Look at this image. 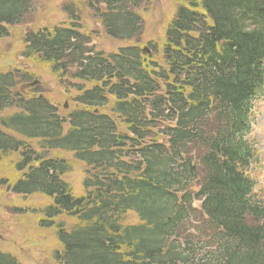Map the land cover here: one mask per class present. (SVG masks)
Returning <instances> with one entry per match:
<instances>
[{
  "label": "trees",
  "instance_id": "obj_1",
  "mask_svg": "<svg viewBox=\"0 0 264 264\" xmlns=\"http://www.w3.org/2000/svg\"><path fill=\"white\" fill-rule=\"evenodd\" d=\"M174 2L162 39L142 43V0H88L109 38L134 42L109 55L91 46L75 3L66 22L25 35L22 57L74 104L66 118L38 86L18 90L36 74L0 70V114L15 110L0 119V163L18 158L20 176L2 184L50 201L33 209L56 232L58 264H264V200L250 177L264 0ZM31 10L0 0V41ZM75 162L89 171L78 197L63 179ZM0 264L20 263L0 251Z\"/></svg>",
  "mask_w": 264,
  "mask_h": 264
},
{
  "label": "rangeland",
  "instance_id": "obj_2",
  "mask_svg": "<svg viewBox=\"0 0 264 264\" xmlns=\"http://www.w3.org/2000/svg\"><path fill=\"white\" fill-rule=\"evenodd\" d=\"M75 3L79 6L77 16L82 31L92 38L91 46L96 52L106 55L116 53L120 48L134 44V42H120L106 35L101 21L97 20L92 11L87 8L88 0H32V10L23 20L21 27L10 29V37L0 41V70L16 69L21 67L27 72H33L38 77L32 80L38 81L36 92L41 93L52 105L59 109L63 117L73 111V102L68 98V93L62 88L61 83L51 76L49 70L42 65H35L22 57L23 41L28 32L42 26H54L66 22L68 16L64 12V6ZM142 9L139 11L143 18L142 37L140 42L155 41L162 39L163 32L169 22L176 6L174 0H142ZM29 70V71H28ZM30 85V84H29ZM29 85H20L21 93H31ZM34 91V90H33ZM15 110L5 111L0 114V119L9 116ZM256 120L253 137L261 147L259 161L252 166L251 176L256 181L255 194L264 198V100L256 103ZM120 133L125 129L117 121ZM122 141V140H121ZM56 158H64L73 161L72 155L53 153ZM259 156V157H260ZM18 158L2 160L0 163V251L11 254L20 264H58L55 261V252L61 250L56 240L54 229L48 230L40 227V218L35 215L44 205L50 201L41 196H32L28 200L12 194L2 184L3 180L12 181L18 176L13 163ZM89 172V171H88ZM87 169L84 165L74 163L70 173L63 177L73 189L75 196L83 195V182L87 178ZM92 173V171H91ZM197 188V184H196ZM194 206L198 207L196 202ZM34 207H40L33 209ZM72 221L68 226L72 225ZM67 224V223H66Z\"/></svg>",
  "mask_w": 264,
  "mask_h": 264
}]
</instances>
